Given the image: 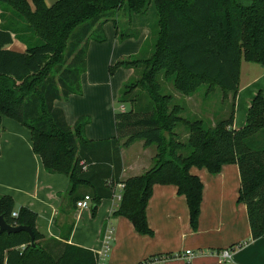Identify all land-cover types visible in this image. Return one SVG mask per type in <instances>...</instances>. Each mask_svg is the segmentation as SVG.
I'll use <instances>...</instances> for the list:
<instances>
[{
    "label": "trees",
    "instance_id": "16d2710c",
    "mask_svg": "<svg viewBox=\"0 0 264 264\" xmlns=\"http://www.w3.org/2000/svg\"><path fill=\"white\" fill-rule=\"evenodd\" d=\"M31 4L32 8L26 0H0V133L3 117L24 125L45 172L67 177L73 205L83 198L75 196L76 191L85 187L94 212L101 200L113 198L115 185L123 184L122 199L111 217H125L142 236L153 235L146 206L155 184L174 185L185 197L189 225L196 230L202 183L190 169L216 174L223 165L236 164L238 201L246 208L251 239L264 236L261 91L250 101L244 126L233 129L241 63L264 66V0H58L50 7L43 0H31ZM120 17L124 21L119 22ZM107 22L113 23L120 41L137 38L143 29L155 38L151 50L145 49L147 37L138 55L116 63V68L133 71L119 97L130 109L114 115L112 139L90 141L85 136L88 117L71 127L55 103L81 95L89 40L103 42ZM14 40L25 45L24 52L8 49ZM158 74L187 96L204 85L220 88L231 96L228 116L213 127L184 120L183 108L162 93ZM179 123L186 127V142L173 134ZM256 137L255 146L251 140ZM136 142L155 146L152 166L121 180V150ZM14 210L13 199L1 196L0 215L10 226L29 227L35 245L25 232L0 234V264H96L91 250L46 240L35 228L34 211L21 207L12 217ZM163 258L156 255L138 264H159Z\"/></svg>",
    "mask_w": 264,
    "mask_h": 264
},
{
    "label": "crops",
    "instance_id": "0c3cea01",
    "mask_svg": "<svg viewBox=\"0 0 264 264\" xmlns=\"http://www.w3.org/2000/svg\"><path fill=\"white\" fill-rule=\"evenodd\" d=\"M26 1L32 8L31 0ZM43 1L50 7L58 0ZM107 23L113 25L112 22ZM1 24L0 19V26ZM108 31L109 28L106 30L107 34ZM147 37L148 31L143 29L137 38L121 40L120 45L127 46L128 55L121 53L118 58L138 55ZM117 39L114 32V36L110 37L114 48L118 46ZM102 43L88 44L86 56L88 68L81 77V84L84 87H82L81 95H73L66 101L61 100L55 103V106L63 111L65 120L71 127L81 117L93 118V122L85 128V136L90 141L108 140L115 136V130L114 134L109 135L110 131H108L109 133L106 132L108 135L103 136L104 125L100 124L93 128L100 115L99 108L92 107L88 102L90 100L83 99L86 98V92H83L85 87L94 88L98 85L91 82L93 79L103 80V83L107 84V69L109 70V64H112L114 56L112 55L109 60L108 47L100 45ZM8 49L22 53L26 48L21 42L14 40ZM127 72L128 80L132 77L133 71L127 69ZM209 89L211 88L206 86L205 96L210 94ZM258 91L264 95L262 88L251 89L248 84L241 87L239 78L238 92L234 102L233 129L243 127L238 126L242 125V113H244L245 124L250 101ZM89 94H92L90 98H95L96 91L89 92L88 96ZM229 100H231L230 95ZM238 109L239 123L236 124ZM194 117H200V115L194 114ZM215 123L213 122L210 126L213 127ZM136 143L140 144L139 154L131 165L126 164L124 159L126 148L121 150L123 166L121 180L139 176L152 166L156 148L146 147L142 142ZM190 173L197 176L202 183V202L197 230L190 228L185 197L178 194L176 187L155 184L146 206V220L153 231L152 236L137 234L132 224L122 217L115 219L116 231L111 244L112 251L119 253L116 264H138L156 255L165 257L159 264H172L173 258L166 255L186 251H190L192 255L187 256V259L183 258L184 264H264V236L256 240L251 239L246 208L243 204L236 202L240 184L238 166L223 165L216 174L209 173L205 168L192 167ZM68 189L69 182L66 176L45 172L39 157L32 151L28 129L15 120L3 117L0 133V197L10 196L13 199L14 212L21 207L34 211L37 215L35 228L46 240L54 239L92 252L98 251L101 248V239L107 224L101 229L99 243L93 242L90 232L83 228L82 218L87 216L86 210L77 209L73 205ZM85 194H88V189L80 187L75 196L83 197ZM111 201L110 218L116 204L113 199ZM75 215L76 219H74ZM80 228L82 232L79 231ZM66 235L68 238L64 237ZM237 244H242V247L232 252L231 261L220 262L217 252ZM111 264L115 263L112 261Z\"/></svg>",
    "mask_w": 264,
    "mask_h": 264
},
{
    "label": "rangeland",
    "instance_id": "374dc122",
    "mask_svg": "<svg viewBox=\"0 0 264 264\" xmlns=\"http://www.w3.org/2000/svg\"><path fill=\"white\" fill-rule=\"evenodd\" d=\"M6 18L9 19V16L6 15ZM122 21H124V19L120 17L119 22H122ZM15 25L19 26L17 23H15ZM108 28H109V31L107 34L106 30H108ZM119 28L120 30H122V32H126V30L123 29L122 26L119 25ZM114 29L115 28L111 23H107L104 25L102 29L104 41L102 44H100V45H103V47H108L109 60L112 58V55L114 56L112 64H109V70L107 69V80H106L107 84L103 83L104 82L103 80L97 81V80L91 79L92 83L95 82L98 85L94 88H91V86H87L85 87V90L83 89V92H86L85 93L86 98H83V99L87 101L90 100L88 102L90 103V105H92V107L99 108L100 115L97 117L98 119L95 121L93 128L100 124L104 125L103 136L108 135L106 134V132L108 131H110V133L108 132L109 135L114 134L113 116L115 114L121 113L123 111H128L130 109L129 103H122L120 102V99H119L120 92L122 90L124 83L130 79L129 78L127 80L128 78L127 69H124L122 67L121 68L115 67L116 63L121 58H125V57L118 58V55L120 56L121 53L124 55H128L127 54L128 48L127 46L122 47L120 45L121 42L119 39H117L118 46L116 48L112 47V44L110 42V37L112 35L114 36V32H115ZM152 33H155V28H154V32ZM154 38H155V34L151 36L149 34L148 39H147L148 43L145 46L146 51L151 50V45L153 44ZM93 42L95 41L92 39L89 40L90 45ZM139 72H140V69L136 70L135 73L139 74ZM157 76H158L157 77L158 83L160 84L162 88V93L171 96L172 104L181 106L183 108L182 117L184 120L186 121L200 120V121H203L206 126H210L213 122L224 120L228 116V113L230 111V105H231L229 96H226V94L223 91H221L220 88L213 87L211 88L212 90L209 89L208 91H210V94L205 96L206 86H202L201 88H198V90H196L194 94L187 96V95H184L183 93L177 92L174 89L173 83L171 80H165L162 74H158ZM135 78H138V76L137 75L135 77L133 76L131 81L135 80ZM246 84H248V87L251 89L252 88H258V89L262 88V90L264 91V66L263 65L255 64V63H247V62L241 63L240 86L243 87ZM81 86L83 87L82 84ZM93 90L96 91L95 98H90L92 94L91 95L89 94L88 96V93L92 92ZM242 99H243V95L241 94L240 100L242 101ZM238 111L239 109L237 110L236 124L239 123V118H238L239 112ZM194 114L200 115V117H194ZM241 118H242V125H238V126H244L243 125L244 124L243 120L245 118L244 113L241 114ZM88 119L90 123L93 122V118L91 116H89ZM173 134L175 135V138L178 141L186 142L187 131L183 123L177 124V126L173 129ZM257 139H258L257 137L253 138V140H251V144L252 145L254 144L256 146ZM259 139H260L259 144H262L263 143L262 138H259ZM139 145L140 144L136 143L133 146L125 149L124 159H125L126 164L131 165V163L134 162V160L139 154V149H140ZM152 147H154L155 149V146H152ZM236 202L238 204H242L241 202L238 201V196H237ZM111 204H112L111 199L101 200L94 212H92L91 207H90L89 209L86 210L87 216L82 218L83 228H85L86 230H88V232H90L91 236L93 237V242L99 243V240H100L99 236L101 233V229L106 224H107L106 225L107 227L108 225L111 224L112 237H114V231H116V227L114 224L115 219H118L121 217H116L114 219L110 218L109 210L111 208ZM122 218L126 219L125 217H122ZM74 219H76V215L74 216ZM80 229L79 231L82 232V229L81 230ZM191 230L193 229L191 228ZM118 254H119L118 252L112 251V244L110 243L107 264H111L112 261L116 264L118 261ZM171 255L174 256L172 260V264H184L182 262L183 258L187 259V256H184L185 252L183 253L173 252L171 253ZM152 263H149V264H152ZM153 264H156V263H153Z\"/></svg>",
    "mask_w": 264,
    "mask_h": 264
},
{
    "label": "built area",
    "instance_id": "2783aa9c",
    "mask_svg": "<svg viewBox=\"0 0 264 264\" xmlns=\"http://www.w3.org/2000/svg\"><path fill=\"white\" fill-rule=\"evenodd\" d=\"M122 190H123V184L119 183L114 186V193H113V200L116 201V204L114 205L113 211L117 208L118 204L120 203L122 199ZM92 200L88 195L83 196L80 200H78L75 204L77 209L80 210H87L91 207ZM12 217H17V212L12 213ZM112 227L108 226L106 227L102 239H101V248L98 251H95L96 255V264H107L108 260V252L110 248V243L112 242ZM232 250L231 249H224L217 252V256L220 260V262H230L232 257ZM186 256L192 255L191 252L186 251Z\"/></svg>",
    "mask_w": 264,
    "mask_h": 264
},
{
    "label": "water",
    "instance_id": "95a60500",
    "mask_svg": "<svg viewBox=\"0 0 264 264\" xmlns=\"http://www.w3.org/2000/svg\"><path fill=\"white\" fill-rule=\"evenodd\" d=\"M19 232H25L29 237H30V245L34 247V236L32 234V231L30 230L29 227L25 226H10L9 224L6 223L5 219L3 216L0 215V234L6 233V234H14V233H19Z\"/></svg>",
    "mask_w": 264,
    "mask_h": 264
}]
</instances>
